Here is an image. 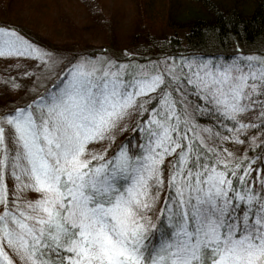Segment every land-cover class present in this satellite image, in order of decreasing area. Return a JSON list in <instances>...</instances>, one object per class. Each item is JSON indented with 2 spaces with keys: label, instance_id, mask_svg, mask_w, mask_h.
<instances>
[{
  "label": "snow or ice",
  "instance_id": "6c2138e0",
  "mask_svg": "<svg viewBox=\"0 0 264 264\" xmlns=\"http://www.w3.org/2000/svg\"><path fill=\"white\" fill-rule=\"evenodd\" d=\"M243 27L118 56L0 24L19 93L0 102V264H264V53Z\"/></svg>",
  "mask_w": 264,
  "mask_h": 264
},
{
  "label": "rangeland",
  "instance_id": "374dc122",
  "mask_svg": "<svg viewBox=\"0 0 264 264\" xmlns=\"http://www.w3.org/2000/svg\"><path fill=\"white\" fill-rule=\"evenodd\" d=\"M12 5V12L0 8V21L19 25L34 40L53 48L97 47L121 56L124 49L143 53L147 48L156 53L162 50L158 48L161 40H183L182 25L174 29L164 21L173 0H21ZM13 73V68L0 61V102L11 104L19 95L5 94V80L14 79Z\"/></svg>",
  "mask_w": 264,
  "mask_h": 264
},
{
  "label": "trees",
  "instance_id": "16d2710c",
  "mask_svg": "<svg viewBox=\"0 0 264 264\" xmlns=\"http://www.w3.org/2000/svg\"><path fill=\"white\" fill-rule=\"evenodd\" d=\"M174 5H169L165 24L175 29L182 25L183 40L179 43L177 38H172L168 43L161 40L158 48L166 53H183L185 50L199 48L206 52H213L220 45L208 39L206 26L223 25L227 17L244 21L243 30L240 33L239 43L245 49L253 53H264V0H173ZM21 3V0H0V8L3 12H12V4ZM89 8L94 12L96 9ZM142 10V9H141ZM144 13V12H143ZM143 13H141L143 15ZM141 15V16H142ZM0 24H17L0 21ZM25 33V32H24ZM235 40H229L224 46V51H232ZM102 48H87L89 53L98 52ZM126 134V133H125Z\"/></svg>",
  "mask_w": 264,
  "mask_h": 264
}]
</instances>
